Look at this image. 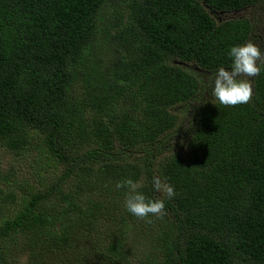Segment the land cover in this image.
I'll use <instances>...</instances> for the list:
<instances>
[{"label":"trees","instance_id":"1","mask_svg":"<svg viewBox=\"0 0 264 264\" xmlns=\"http://www.w3.org/2000/svg\"><path fill=\"white\" fill-rule=\"evenodd\" d=\"M262 1L0 0V146L50 172L0 169V264H264V64L248 104L209 86L264 53ZM126 179L167 214H130Z\"/></svg>","mask_w":264,"mask_h":264},{"label":"clouds","instance_id":"2","mask_svg":"<svg viewBox=\"0 0 264 264\" xmlns=\"http://www.w3.org/2000/svg\"><path fill=\"white\" fill-rule=\"evenodd\" d=\"M213 15V12H210ZM232 67L226 70L221 67L210 78L209 86L212 87V96L224 106H239L248 104L253 97V85L251 78L261 73L260 64H264V53L260 48L249 41L243 46H234L230 49ZM153 185L157 192L164 193L168 199L175 196L174 187L166 180L159 177L153 179ZM141 185L131 179L118 182L117 189L127 188L125 194V207L133 216L147 220L150 216L162 218L166 215L165 202L163 199H148L138 189Z\"/></svg>","mask_w":264,"mask_h":264},{"label":"rangeland","instance_id":"3","mask_svg":"<svg viewBox=\"0 0 264 264\" xmlns=\"http://www.w3.org/2000/svg\"><path fill=\"white\" fill-rule=\"evenodd\" d=\"M245 15L251 20L256 18V20L261 21L264 17V0L252 9L248 8ZM38 156L39 154L37 153L30 154L25 152L21 156L15 157L0 146V169L6 171L9 166H12L16 171L18 180H26L30 185L35 186L38 183V177H45V175L50 173L44 159L37 161ZM25 260L24 257L18 258L17 264H24Z\"/></svg>","mask_w":264,"mask_h":264},{"label":"flooded vegetation","instance_id":"4","mask_svg":"<svg viewBox=\"0 0 264 264\" xmlns=\"http://www.w3.org/2000/svg\"><path fill=\"white\" fill-rule=\"evenodd\" d=\"M223 18H224V17H223ZM216 19H217V21H219V22L221 21V18H216ZM225 19H227V17H225ZM262 20H264V17L262 18ZM262 20L260 21V25L264 24V21H262Z\"/></svg>","mask_w":264,"mask_h":264},{"label":"water","instance_id":"5","mask_svg":"<svg viewBox=\"0 0 264 264\" xmlns=\"http://www.w3.org/2000/svg\"><path fill=\"white\" fill-rule=\"evenodd\" d=\"M181 65V64H180Z\"/></svg>","mask_w":264,"mask_h":264}]
</instances>
